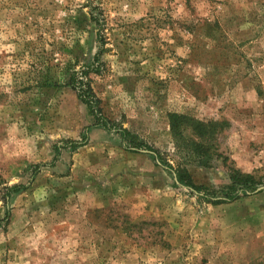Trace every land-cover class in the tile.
I'll return each mask as SVG.
<instances>
[{"label":"rangeland","instance_id":"obj_1","mask_svg":"<svg viewBox=\"0 0 264 264\" xmlns=\"http://www.w3.org/2000/svg\"><path fill=\"white\" fill-rule=\"evenodd\" d=\"M0 264H264V0H0Z\"/></svg>","mask_w":264,"mask_h":264},{"label":"trees","instance_id":"obj_2","mask_svg":"<svg viewBox=\"0 0 264 264\" xmlns=\"http://www.w3.org/2000/svg\"><path fill=\"white\" fill-rule=\"evenodd\" d=\"M101 37L98 38V41L100 42ZM103 42V41H101ZM102 45V44H101ZM100 54V51L98 52ZM99 54H95L93 56V60L91 64L83 66L79 70L70 69L67 71L66 78L64 81L65 85L70 86L76 91V96L81 101L84 106L86 107L88 113L94 118V125L96 127H101L106 130H110L111 122L105 115H103L101 108L99 106V99L95 96L91 83H92V77L94 75L99 74L100 72V63H99ZM185 117L182 115H170V122H171V131L172 135L175 140L183 141L186 140L185 136L182 135V130L179 127H176L173 124H185L183 123V119ZM194 125H199L198 121H194ZM205 126V125H203ZM213 127V125H210ZM209 125L205 126V129L201 130V133L206 134L209 132L208 130ZM197 128V127H195ZM194 129V128H193ZM205 130V131H204ZM116 133L120 136V139L122 142H124L123 149L127 151H136V148L148 146L142 141H138L135 137V135L131 134L127 129L125 128H117L115 129ZM200 133V134H201ZM183 136V137H182ZM84 142L79 143L82 145ZM151 150V149H150ZM231 174L229 175L228 179L229 182L220 186L219 189H207L202 186H196L194 185L187 173H178V181L183 186H189L192 188L203 189L204 193L199 195L198 197L201 199L204 198H211L212 196H217L216 193L222 194L223 200L231 201L235 198H237L238 194L245 195L248 191L252 192L256 189L258 185L261 184V182H258L255 177L252 174L249 173H243L237 169H231ZM21 185H13L11 187H8L7 189L10 191H17L21 189ZM8 194V191H7ZM222 199H217V202ZM215 201V200H214Z\"/></svg>","mask_w":264,"mask_h":264},{"label":"water","instance_id":"obj_3","mask_svg":"<svg viewBox=\"0 0 264 264\" xmlns=\"http://www.w3.org/2000/svg\"><path fill=\"white\" fill-rule=\"evenodd\" d=\"M256 190H259V188H258V189H256Z\"/></svg>","mask_w":264,"mask_h":264}]
</instances>
